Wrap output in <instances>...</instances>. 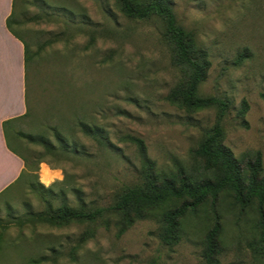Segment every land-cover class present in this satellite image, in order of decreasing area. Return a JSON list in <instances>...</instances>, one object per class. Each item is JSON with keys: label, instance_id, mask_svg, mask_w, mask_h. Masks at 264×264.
<instances>
[{"label": "rangeland", "instance_id": "rangeland-1", "mask_svg": "<svg viewBox=\"0 0 264 264\" xmlns=\"http://www.w3.org/2000/svg\"><path fill=\"white\" fill-rule=\"evenodd\" d=\"M169 1L177 24L208 54L199 94L229 103L224 144L237 158L260 152L264 169V0ZM13 20L28 46V113L8 130V143L51 193L42 199L24 178L0 197V264H204L197 222L185 224L180 242L168 247L154 219L136 221L122 235L107 216V227L103 220L58 227L16 220L44 211L47 201L54 208H77L80 199L113 204L141 183L145 160L130 138L143 142L155 174L179 165L192 170V151L215 124L217 109L188 113L167 101L182 74L157 17L130 20L118 0H17ZM81 123L101 128L108 143L84 133ZM55 132L79 150H62ZM21 134L42 135L54 150ZM235 221L226 218L220 264H264L256 228L246 216ZM86 233L92 237L79 243Z\"/></svg>", "mask_w": 264, "mask_h": 264}, {"label": "trees", "instance_id": "trees-1", "mask_svg": "<svg viewBox=\"0 0 264 264\" xmlns=\"http://www.w3.org/2000/svg\"><path fill=\"white\" fill-rule=\"evenodd\" d=\"M118 5L121 13L130 20L144 21L157 17L163 22L164 40L170 47L174 65L182 74L181 80L169 91L167 101L188 113L217 109L215 124L204 133L192 151L196 166L188 170L179 165L174 172L155 174L154 163L146 158L143 142L138 138H130L145 160L141 183L125 188L113 204L88 206L80 199L77 208L67 204L54 208L47 201L44 211L30 212L16 220L21 225L45 223L56 227L72 222L95 223L103 220L107 227L109 220L104 219L107 216L115 220L117 235H122L136 221L154 219L160 225L159 239L168 247L180 242L185 224L197 222L203 224L201 257L204 264H220L222 234L227 216H232L234 221L246 216L258 231L260 249L264 250V169L261 153L246 152L237 158L224 144L222 121L229 103L225 99L199 94V87L210 68L207 52L177 24L169 0H118ZM13 24L12 13L7 20V27L15 34ZM24 47L28 63L26 42ZM246 110L247 104L242 102L238 113L242 119ZM8 124L4 123L7 142ZM80 125L84 133L100 143H108L101 128L84 123ZM21 136L29 142L38 143L48 152L54 150L53 144L42 135ZM55 136L62 150H72L74 153L79 150L76 143L70 144L59 133L55 132ZM41 156L38 163L44 162ZM39 190L42 199L43 192L51 193L49 188ZM91 237V234L86 233L79 243ZM31 263L36 264L37 261Z\"/></svg>", "mask_w": 264, "mask_h": 264}, {"label": "crops", "instance_id": "crops-1", "mask_svg": "<svg viewBox=\"0 0 264 264\" xmlns=\"http://www.w3.org/2000/svg\"><path fill=\"white\" fill-rule=\"evenodd\" d=\"M16 1L0 0V197L24 178V187L30 183L38 189L49 188L39 178L35 181L37 172L10 148L4 129V123L9 122L7 128H11L28 113L25 40L7 27Z\"/></svg>", "mask_w": 264, "mask_h": 264}, {"label": "bare ground", "instance_id": "bare-ground-1", "mask_svg": "<svg viewBox=\"0 0 264 264\" xmlns=\"http://www.w3.org/2000/svg\"><path fill=\"white\" fill-rule=\"evenodd\" d=\"M44 176H45L47 179L51 180V179L53 178V172L50 171L49 169H45V171H44Z\"/></svg>", "mask_w": 264, "mask_h": 264}]
</instances>
